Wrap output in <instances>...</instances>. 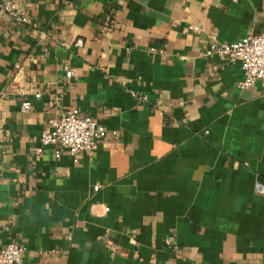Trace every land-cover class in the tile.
<instances>
[{
	"label": "crops",
	"instance_id": "0c3cea01",
	"mask_svg": "<svg viewBox=\"0 0 264 264\" xmlns=\"http://www.w3.org/2000/svg\"><path fill=\"white\" fill-rule=\"evenodd\" d=\"M13 1L0 247L23 245L21 264H264V81L241 89L239 60L206 55L263 32L264 0ZM70 109L108 133L56 157L40 136Z\"/></svg>",
	"mask_w": 264,
	"mask_h": 264
},
{
	"label": "built area",
	"instance_id": "2783aa9c",
	"mask_svg": "<svg viewBox=\"0 0 264 264\" xmlns=\"http://www.w3.org/2000/svg\"><path fill=\"white\" fill-rule=\"evenodd\" d=\"M0 10L10 17L14 22L25 23L27 19L18 10L13 0H0ZM197 31V27H189ZM76 46H81L82 41L77 40ZM206 55H219L230 61L239 60L243 71V78L238 83L241 89L252 86L257 80L264 81V31L241 38L233 43H218L214 39L209 42ZM66 78H73L75 73L68 66L63 67ZM34 96L38 98L39 93ZM30 103L24 101L20 105L22 112H27ZM49 130L40 136L41 146L53 145L56 147L55 156L59 157V149L66 150L71 156L77 157L82 152H91L96 142L103 139L108 130L104 125L98 124L91 117L81 115L77 109L64 112L59 118L48 121ZM41 149L35 151L36 157ZM256 194L264 193V186L255 181L253 185ZM107 210V209H105ZM171 238L166 243H171ZM25 248L16 242H10L0 247V264H21Z\"/></svg>",
	"mask_w": 264,
	"mask_h": 264
}]
</instances>
